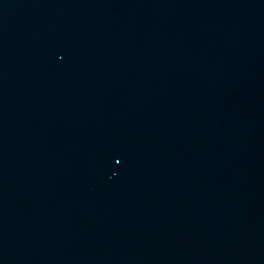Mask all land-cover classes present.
Returning a JSON list of instances; mask_svg holds the SVG:
<instances>
[{
  "label": "water",
  "instance_id": "obj_1",
  "mask_svg": "<svg viewBox=\"0 0 264 264\" xmlns=\"http://www.w3.org/2000/svg\"><path fill=\"white\" fill-rule=\"evenodd\" d=\"M0 264H264V0H0Z\"/></svg>",
  "mask_w": 264,
  "mask_h": 264
}]
</instances>
